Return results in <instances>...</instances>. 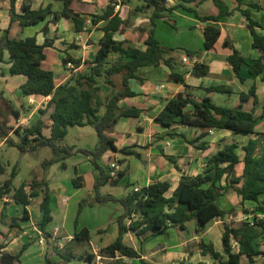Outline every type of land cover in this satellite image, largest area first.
I'll use <instances>...</instances> for the list:
<instances>
[{
	"label": "trees",
	"instance_id": "16d2710c",
	"mask_svg": "<svg viewBox=\"0 0 264 264\" xmlns=\"http://www.w3.org/2000/svg\"><path fill=\"white\" fill-rule=\"evenodd\" d=\"M120 1L130 3L132 0ZM139 1L142 5L136 7V12L153 10L150 16L151 26L148 30V38L145 41L146 48L141 49L133 46L129 41L115 39L117 33L124 31L126 19L120 12H115L117 0H111L101 14L90 15L92 27L101 21L107 22L103 28L105 34L100 40L95 58L86 62L89 63L87 70L75 74L59 86L56 84L54 72L42 68V63L46 59L45 48L52 45V40L46 39L45 43L40 45L36 37L18 39L11 36L10 27L4 30L0 40V62L4 61V53L8 52L11 73L26 77L25 83L21 86L23 94L51 96V100L46 110H40V117L35 123L14 128L10 126V119L14 117L18 120L20 113L5 95L0 93V141L5 140L7 145L17 148L23 154H38L42 149L50 148L53 156L43 162L44 170L52 164L59 163L66 168L65 160L76 153L90 158L96 173L95 202H120L123 208L117 220L119 232L117 238L100 250L101 256L108 259L104 264H127L124 258L139 259L143 264H150L143 259L139 251L125 242L124 236L127 232H132L138 237L147 233L156 237L165 234L171 227L185 230L189 222L195 221L196 231L200 233L214 220L224 224L223 252L217 251L213 244L200 241L201 254L209 260L197 264H243V257L254 264L258 256H264L259 245L264 243V205L260 202V197L264 195V133L256 131V125L260 119L264 118V113L256 115L259 105L257 86L254 84L248 92H241L239 103L231 108L216 104L212 95L214 93L232 94L235 91L234 85L204 88L203 97L197 100L190 92L191 87L186 84L185 77L174 72L172 58L167 57L173 49L162 46L155 37V28L157 20L169 21V14L180 9L194 15L198 21L205 24L204 48L211 50L221 36L218 23L224 17L233 15L235 11H240L251 29L253 47L262 52L258 59L249 64V72L264 81V35L256 31L257 27L264 29V25L252 18L250 10L241 8L247 0H235L237 3L235 9H231L224 0H174L173 6H170V0ZM206 1H211L215 5L217 13L204 15L197 10L196 7ZM16 2L17 0H11V21H18L22 27L36 26L44 22L47 17L53 16L54 22L62 18L70 19L74 22L77 32L86 31L87 19L81 12L70 7L72 0H63L65 7L61 12L53 11L51 6L32 9L31 5L24 3L21 6L22 13H18ZM254 7L259 8V6ZM43 31L47 35L48 27H45ZM225 46L233 51L228 57V62L233 66L238 82L245 83L246 80L240 75L241 67L246 63L245 58L228 42H225ZM186 54L189 57H195L199 53L187 50ZM111 55L118 56L117 60L109 61ZM70 62L76 69L82 64L81 60L67 55L63 59V64L66 67ZM161 64L167 65L172 70L170 79L184 84L186 91L167 102L164 110L155 117V123L166 129L177 125H189L202 130L197 138L189 141L193 145L199 143L197 147L201 150L207 149V143L203 140L208 137L210 130H227L235 135L249 134L257 137L249 139L248 144L243 147L242 155L237 152L236 143L226 145L212 153L208 157L203 173L197 176L183 174L171 197L166 196L171 188V184L166 181H157L138 191L133 189L122 199L112 195H102L101 187L108 183L116 185L125 177L124 172L121 171L118 178L111 179L109 165L108 168H104L99 162L108 152L119 151L116 140L112 136L116 125L122 119H138L144 112L136 106L121 105L122 101L136 96L130 87V80H141L140 68ZM192 68V74L197 77H206L211 69L209 65L200 62H193ZM117 75H120L122 79L120 90H116L114 81ZM101 80L110 88V92L105 95L102 94ZM47 121L51 123L49 135L44 133ZM89 125L95 128L98 135L99 141L95 149L75 150L74 147L66 144L65 139L71 127ZM120 151L139 157V154L129 148H123ZM162 155L179 169L172 156L164 152ZM120 163L123 164L124 160ZM241 164L243 165L242 174L238 175L237 168ZM8 171L7 164L0 158V178L7 175L5 181L0 183V199L11 196L17 204L28 206L31 199L42 196L41 227L44 231L53 220L47 182L34 179L28 184L23 183L15 188L14 181L18 175V168L15 165L11 171ZM73 185L76 188L82 187L81 177L76 176L73 179ZM127 186L130 185L127 184ZM229 193H236L243 202L255 205L253 211L245 210V213L253 214V218H247L239 223L227 221L229 216H237L235 209L225 211L220 206V198ZM75 238L90 241V231L82 229ZM145 239L147 236L141 241ZM233 242L237 243L236 248L233 247ZM4 247L0 246V264H21V257L28 249V246H24L18 254L12 255L3 251ZM61 255L64 261L68 262L76 259L92 263L96 259V256L91 253L78 256L70 254V257ZM44 264L58 263L47 253ZM261 264H264V261Z\"/></svg>",
	"mask_w": 264,
	"mask_h": 264
},
{
	"label": "crops",
	"instance_id": "0c3cea01",
	"mask_svg": "<svg viewBox=\"0 0 264 264\" xmlns=\"http://www.w3.org/2000/svg\"><path fill=\"white\" fill-rule=\"evenodd\" d=\"M224 1L231 9L237 8L235 0ZM117 2L119 7H116L115 12H120L121 16L126 19V24L123 26L124 31L117 33L115 39L118 41H129L133 46L145 49V41L148 38V30L151 26L150 16L153 10L148 9L144 12H136V7L142 5V2L139 0H132L130 3H122L120 0H117ZM24 3L31 5L32 9L51 6L55 12H61L65 7L63 0H17L16 10L18 13H22L21 6ZM110 3L111 0H72L70 7L81 12L88 22V20H91V14H101ZM169 4L173 6L174 0H170ZM191 6L196 7L195 5ZM254 6H259V8ZM10 8L11 0H0V40L4 34V30L9 27L11 36L18 39L36 37L40 45L44 44L46 39L52 40V45L45 48L46 59L42 63V68L54 72L57 86L64 84L75 74L87 70L89 63L86 62L92 61L95 58L100 46V40L104 37L105 32L103 28L107 24L106 21H101L94 27L87 23L86 31L83 32L76 31L72 20L62 18L58 22H54L53 16L47 17L44 22L36 26L22 27L18 21H11ZM196 8L204 15L217 13V9L211 1H206ZM241 8L243 10H250L252 18L264 25V0H247ZM169 16L174 24H178L177 20L180 17V19L185 21V25L196 27L203 36L205 24L198 21L194 15L177 9L169 14ZM218 26L221 28V36L215 47L211 50H206L203 47L201 52L195 57L188 56L192 62L209 65L211 68L210 73L206 77L194 76L192 74V66L183 63V58L187 56L186 52L179 53L173 49L167 57L172 58L174 72L185 77L186 84L191 87L190 92L197 100L203 97L204 88L218 85H234L235 91L232 94H227L229 95L226 103L227 107L236 106L239 103L240 93L248 92L256 84L257 95L259 97L256 115H262L264 113V81L259 76L252 75L249 72V64L258 59L262 55V52L253 47V36L248 26V21L240 11H235L233 15L224 17L218 23ZM45 27L49 29L47 35L43 31ZM256 31L264 35L263 28L257 27ZM225 42L234 46L246 60V63L242 65L240 70V75L246 80L245 83L238 82L233 66L228 62V57L233 51L231 48L225 46ZM67 55L76 60H81V67L68 70L63 64V59ZM117 57L111 55L109 61L114 62L117 60ZM139 72L141 80H130V87L136 93V96L122 101L121 105L136 106L144 110L143 115L138 119H130L131 121L127 125H125V122H122L123 120L119 121L115 132L112 133L119 151L108 152L105 154V158L108 164L114 159H117L119 162L124 160L121 167L125 177L117 185L125 182L126 185H130L135 190L136 188L148 187L157 181H166L171 184V188L166 193V196L171 197L178 187L182 175L197 176L203 173L205 169L204 164H206L208 157L223 148L218 147L217 141L225 136L226 133L232 132L227 130H210L208 137L203 140L207 143V149L201 150L197 147L199 143L193 145L189 141L197 138L202 133V130L189 125H177L171 129H166L155 123V117L164 110L167 102L179 93L185 92L186 88L184 84L170 79L172 70L165 64L143 67L140 68ZM25 81V76L13 75L11 73L9 54L5 52L4 61L0 62V93H3L20 113L18 120L14 117L10 119V126L14 128L21 119L26 120L28 125L35 123L40 117V110H46L51 100V96H25L21 89ZM263 119H260L256 125L258 133H264V122H261ZM50 126V121H47L44 127L45 135L50 134ZM168 134L172 136L168 137ZM236 136L240 137L241 141L237 143V152L240 150L241 152H238L240 155L243 154V147L248 144L249 139L257 137L256 135L249 134H238ZM6 145L5 140L0 141V151ZM123 148H129L131 151L139 154V157L122 153L120 150ZM49 151L52 153L51 149ZM163 152L175 159L179 169L162 155ZM132 157L140 161L134 169L128 163ZM239 167H241L240 172L238 170ZM242 169L243 165L241 164L237 168L238 175L242 174ZM76 176L81 177L82 187L80 188H76L73 185V179ZM75 177L71 180L72 187L87 189L89 196L94 200L96 173L89 157L79 161L75 167ZM6 178L7 175L0 178V183H3ZM35 180L47 182L50 190V205L53 216V220L49 224L57 222L59 225L54 230H48V224L43 231L41 227L43 221V212L41 210L42 196L31 199V203L28 206L17 204L12 200L11 196H6L0 199L2 203L0 205V246H5L3 251L16 255L24 246H28V249L21 257V264H44L45 254L47 253L58 264L101 263L98 261L97 252H100L103 247L111 243L104 246L94 245L92 230L96 229L100 236L111 234L117 237L119 232L118 227L117 229L114 227L115 223L106 225L102 222L97 224L96 227L93 226L94 229L84 227L83 229L90 231V241L84 239L77 240L75 235L78 233V229L75 228L74 231L66 229L68 208L70 207L69 202H71L72 198L69 196L71 195V187L62 183L61 180H52L45 175L44 171L43 174L36 175ZM31 181L32 179L26 182V184ZM107 188L111 190L114 186L112 183H108L101 187L100 193L102 195H112L117 199L126 197L130 192L128 189L126 195L118 198ZM248 203L243 202L241 197L236 193H229L220 198V206L225 211L235 209L236 205L246 207ZM26 211L27 216L25 217ZM118 212H123L122 206L120 210L118 209ZM187 228L188 225H186L185 230L171 227L165 234L156 237L151 236L150 233L138 237L132 232H127L124 240L128 245L139 251L143 259L150 264H194V262L197 264L198 262L207 261L209 258H205L201 254V249L199 248L200 241L213 244L215 249L221 252L223 246L222 235L224 233L223 222L214 220L200 233L196 231L195 223L194 231L190 237H185ZM214 229L219 233V238L215 239L213 234ZM145 236H147V239L141 241ZM100 240L104 242L103 237H100ZM86 242L90 244L91 250L83 254H94L96 259L92 263L76 259L69 262L64 261L61 254L69 257L70 254L78 256L76 255L77 253H74L72 245L76 247ZM31 244L41 246V250L32 254L30 252ZM195 245L197 246L196 249H194ZM64 247L66 250L69 249L68 254H64V252L59 250ZM107 261L104 259L102 263L104 264ZM124 261L127 264H134L136 262L143 264L141 260L133 258H124Z\"/></svg>",
	"mask_w": 264,
	"mask_h": 264
},
{
	"label": "rangeland",
	"instance_id": "374dc122",
	"mask_svg": "<svg viewBox=\"0 0 264 264\" xmlns=\"http://www.w3.org/2000/svg\"><path fill=\"white\" fill-rule=\"evenodd\" d=\"M176 19V18H175ZM171 20V19H170ZM165 21L162 19L157 20V26L155 28V37L162 43V45L166 48L175 49L176 52L179 53H185L187 50L194 51L197 53H200L201 50L204 47V37L200 33L196 27L185 25V21L180 19L177 20L178 24H174L171 21ZM121 76L117 75L114 77V81L116 83V90L120 89L122 86ZM101 86L103 88L102 94L105 95L108 92H110V88L104 84V82L101 80ZM214 101L216 104L227 107L226 103L229 98V95L227 94H220L215 93L212 95ZM231 108V107H227ZM122 122H125V125L130 123V119H122ZM264 122V119L263 121ZM117 126V125H116ZM16 128V127H15ZM116 127L113 131L115 132ZM98 135L96 133V130L92 126H86V127H71L69 129V133L65 139V142L67 145L72 146L77 149H95L98 145ZM218 147H225L226 145H229L231 143H239L240 137L236 136L234 133H226L225 136H223L221 139L217 141ZM50 149H44L38 154H23L18 149L12 148L9 145H6L3 149L0 151V157L3 159V161L7 164L8 170L11 171L13 166H17L18 168V175L14 181L15 187H19L21 184L26 183L30 181L31 179H35L36 175L43 174V171L45 172V175L47 177L51 178L54 181L61 180L62 183L68 185L71 187L69 195L71 198V202H69V208H68V221L66 225V229L69 231L70 229L74 231L75 228H77L78 232L81 231L84 227H88L90 229H94V227L97 226L99 223H104L106 225H112L115 223L114 227H118L117 220L119 216L122 214L118 212V209L120 210V207L122 206L120 202L110 201L107 203H98L92 200L91 196L88 194L87 189H76L72 187L71 180L75 177V167L79 163V161L84 160L86 158L85 155L81 153H76L69 158L65 160L66 168L62 167V164H52L47 169H43L42 164L45 160L52 157L53 154L49 151ZM50 152V154H49ZM240 153L241 151L238 150ZM100 164L104 168H108V161L106 160L105 156L102 157V159L99 161ZM130 163L132 169L136 167L137 164L140 163L138 159L135 157H132L131 160L128 162ZM239 167V172H240ZM114 188H107L111 193L114 194L116 197H122L123 195H126L128 189L130 192L134 189H132L131 186H127L126 183H122L120 185H113ZM106 193V192H105ZM233 194V193H232ZM95 197V196H94ZM236 202V201H235ZM260 202L262 205H264V195L261 196ZM2 203L0 202V205ZM255 208V205L248 203L246 207H241L239 205L235 206V210L237 211V216L232 217L229 216L227 221L239 223L242 222V220H245L247 218H253V214L245 213V210L247 211H253ZM120 213V214H119ZM119 214V216H118ZM113 219H115L113 221ZM58 220V219H57ZM250 220V219H249ZM59 224L57 222L49 224L48 230H54L55 227H57ZM103 225V224H101ZM188 228L186 230L185 237L192 236V232L195 228V222H189ZM213 234L216 238H219V233L217 230H213ZM118 233V232H117ZM92 237H93V244L96 246H104L109 243H112L117 237L112 236L111 234H106L100 236L98 231L96 229L92 230ZM100 237H103L104 242L100 240ZM260 242V240H259ZM260 250L264 252V243H259ZM90 244L88 242L84 243L83 245H77L76 247L72 245V248L74 247V253H77L76 255H81L84 252H88L90 249ZM192 247V245H191ZM196 245L194 246V249H196ZM41 250V246L36 244H31V253L35 254ZM60 251L64 252V254H68V250L65 249H59ZM54 251V250H53ZM221 252H223V246L221 248ZM55 253V252H54ZM264 261V256H258L256 258V263L254 264H261ZM133 264V263H131ZM134 264H141L140 262H136ZM195 264V262H194ZM243 264H251L246 257H243Z\"/></svg>",
	"mask_w": 264,
	"mask_h": 264
},
{
	"label": "built area",
	"instance_id": "2783aa9c",
	"mask_svg": "<svg viewBox=\"0 0 264 264\" xmlns=\"http://www.w3.org/2000/svg\"><path fill=\"white\" fill-rule=\"evenodd\" d=\"M116 7L118 8L119 6L117 5ZM87 23H88V25H91V20H88ZM183 63L186 64V65L193 66V62L188 56H185L183 58ZM66 68L68 70H72L75 67H74V64L70 62V63L67 64ZM47 97H50V96H47ZM26 126H28L27 121L24 120V119H21V120L18 121V123L16 125V128H18V127H26ZM206 166H207V164H204V168H206ZM109 167H110L109 174H110L111 179L118 178L119 173L122 171L121 163L117 159H114L113 161L110 162ZM138 190H140V188H136L135 189V191H138ZM233 247L234 248L237 247V243L236 242H233ZM97 255H98L97 256L98 261L101 262L99 264H103L102 261L104 259L108 260L107 258L102 257L100 252H97Z\"/></svg>",
	"mask_w": 264,
	"mask_h": 264
}]
</instances>
